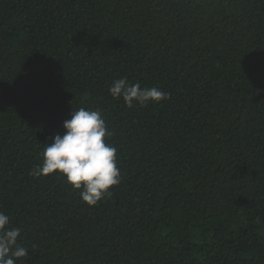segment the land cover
<instances>
[{
    "label": "trees",
    "instance_id": "16d2710c",
    "mask_svg": "<svg viewBox=\"0 0 264 264\" xmlns=\"http://www.w3.org/2000/svg\"><path fill=\"white\" fill-rule=\"evenodd\" d=\"M81 107L121 173L95 206L30 175ZM0 211L17 264H264V0H0Z\"/></svg>",
    "mask_w": 264,
    "mask_h": 264
},
{
    "label": "clouds",
    "instance_id": "9594fccd",
    "mask_svg": "<svg viewBox=\"0 0 264 264\" xmlns=\"http://www.w3.org/2000/svg\"><path fill=\"white\" fill-rule=\"evenodd\" d=\"M114 99H122L132 108L135 104H159L170 94L157 87L142 88L132 84L127 77L115 79L108 89ZM64 134H55L51 143L44 144L42 163L30 172L35 178L58 174L63 177L83 203L95 206L111 196V189L121 182L117 166V149L106 143L110 136L99 109L83 107L71 112L64 121ZM21 236L19 227L10 225V218L0 211V264H17L28 254V249L17 243Z\"/></svg>",
    "mask_w": 264,
    "mask_h": 264
}]
</instances>
